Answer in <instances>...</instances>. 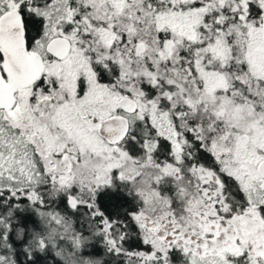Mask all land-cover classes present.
Instances as JSON below:
<instances>
[{
  "label": "snow or ice",
  "instance_id": "6c2138e0",
  "mask_svg": "<svg viewBox=\"0 0 264 264\" xmlns=\"http://www.w3.org/2000/svg\"><path fill=\"white\" fill-rule=\"evenodd\" d=\"M0 264H264V0H0Z\"/></svg>",
  "mask_w": 264,
  "mask_h": 264
}]
</instances>
